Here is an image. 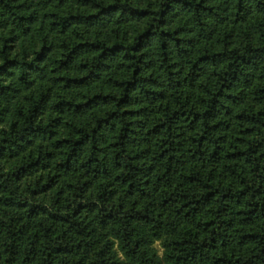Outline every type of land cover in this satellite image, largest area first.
<instances>
[{"label":"trees","instance_id":"obj_1","mask_svg":"<svg viewBox=\"0 0 264 264\" xmlns=\"http://www.w3.org/2000/svg\"><path fill=\"white\" fill-rule=\"evenodd\" d=\"M0 264H264V0H0Z\"/></svg>","mask_w":264,"mask_h":264},{"label":"rangeland","instance_id":"obj_2","mask_svg":"<svg viewBox=\"0 0 264 264\" xmlns=\"http://www.w3.org/2000/svg\"><path fill=\"white\" fill-rule=\"evenodd\" d=\"M155 246L161 251V248L158 243H156Z\"/></svg>","mask_w":264,"mask_h":264}]
</instances>
